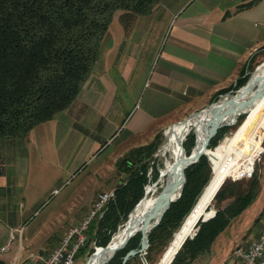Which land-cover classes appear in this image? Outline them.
I'll return each instance as SVG.
<instances>
[{
	"label": "crops",
	"instance_id": "1",
	"mask_svg": "<svg viewBox=\"0 0 264 264\" xmlns=\"http://www.w3.org/2000/svg\"><path fill=\"white\" fill-rule=\"evenodd\" d=\"M250 1L161 0L148 15L116 12L72 104L26 138H0V249L27 223V209L42 199L36 190L38 183L45 184L48 168L54 162L65 168L66 143L84 145L79 160L98 157L104 146L93 139L92 129L99 121L100 131L107 129L109 141L120 149L114 157H125L211 104L237 83L252 60H264V0L239 10ZM151 49L163 50L155 69L141 62ZM135 90L141 103L119 124V93L133 98Z\"/></svg>",
	"mask_w": 264,
	"mask_h": 264
},
{
	"label": "trees",
	"instance_id": "2",
	"mask_svg": "<svg viewBox=\"0 0 264 264\" xmlns=\"http://www.w3.org/2000/svg\"><path fill=\"white\" fill-rule=\"evenodd\" d=\"M260 1L251 0L239 10L250 9ZM160 2L161 0H0V138H26L37 126L54 119L67 109L77 98L81 82L89 75L115 13L128 11L139 16L148 15ZM246 72L245 68L237 81L238 90L247 84L249 77H245ZM252 114L253 112L246 114V122L245 119L242 121L241 116L236 120V133L245 130ZM263 127L264 120L252 138L256 157L260 150L254 164L263 152V139L260 144L258 142ZM207 129L200 127L196 131L198 143L201 133ZM228 130L229 128L219 129L216 137L207 143L212 135L210 133L203 141V147L206 144L214 147ZM160 137L158 135L148 146L136 148L118 161L117 167L126 177L115 189V198L109 203L103 216L97 218L95 234L87 237V242L81 249L88 251L89 256L95 252L94 248H90L92 242L96 247H106L145 196L149 184V169ZM183 146L184 153L187 152L185 155H190L195 146L192 133ZM214 154V150L207 152L211 161ZM259 171L257 169L249 180H224L214 197L216 216L208 222L200 220L199 230L191 240L189 237L195 233V224L210 211L206 210L197 219L172 264L191 263L203 249L213 244L231 220L249 207L261 191ZM152 175L154 181L160 177L155 163ZM185 175L187 182L181 197L171 205L160 224L149 233V248L145 255L149 264L156 263L152 253L163 250L169 244L184 219L191 214L205 186L209 185L212 178L211 163L206 156H202L197 163L186 169ZM227 202L228 205L224 207L223 204ZM207 230L209 234L205 238L204 232ZM141 238V233L135 235L106 264H141L138 255L124 263V258L130 251L140 249Z\"/></svg>",
	"mask_w": 264,
	"mask_h": 264
},
{
	"label": "rangeland",
	"instance_id": "3",
	"mask_svg": "<svg viewBox=\"0 0 264 264\" xmlns=\"http://www.w3.org/2000/svg\"><path fill=\"white\" fill-rule=\"evenodd\" d=\"M162 49L159 51H153L151 49L149 52L150 57H146V54H144L141 58L144 67L149 62L150 65L153 64V69H155L158 62L162 59ZM262 56H264V52L262 53ZM263 62L264 60L261 58H257L255 61L252 60L246 67L247 72L245 77L247 76L250 79ZM136 84L138 87L141 85L140 82H136ZM238 86L239 85L235 83L230 88L221 91V93L213 99L211 104L219 102L227 95H235L238 91ZM134 94L135 97L132 98L122 97L119 93L117 104L119 112H122L118 117L120 120L119 124H122L126 114L136 102H139V104L141 103L142 97H137V90H135ZM252 112L253 114L251 115L250 122L242 133H236L238 126L237 121L233 123L234 125L231 124L230 126L219 127L215 130L218 132L219 129L221 131V129L229 128L222 140L220 139L214 147H208V150L215 151L214 157L211 161V166L213 167L214 172L211 176L210 185H208L206 191L198 199L191 214L184 219L180 228L174 233L169 244L163 248V250H155L152 253L154 260H157L155 264H170L185 240H187L186 238L197 219L202 216L206 210H209L210 212L216 210L214 192L223 180L230 179L231 181L236 182V180H233L232 176L238 177L241 176L242 172H248L251 170L252 163L254 164L255 158L258 157H256V151L252 145V138L257 128L264 120V102L260 103L257 109ZM241 117L242 121L245 119L246 122L247 115H242ZM99 125V121L93 125L92 131L93 134H96L93 139L99 143L100 146H104V149L98 154V157H81L79 160V155L81 154L80 151L83 150L84 145L81 143V145L77 146L76 141L72 144L66 143L65 168L63 170L59 169L60 167L57 168L55 162L51 168H48L49 171H46V173H49V175L46 178L45 184L40 185V183H38L40 187L36 190L38 195L43 193L42 199L38 200L33 208L30 207L27 209L29 219L26 221L27 223L25 225L19 227L20 229L15 231V240L12 244L11 250L6 253L0 252V264H7L8 258H13L12 261H14L19 253V260H22L23 258L26 259L30 253L41 257H47L49 253H51L50 247L55 244L58 238L62 241L63 237L70 229L78 227L90 215L94 202L99 194L115 190L122 180L125 179L126 175L119 171L117 163L126 154H123L122 157H114V154L120 150L117 149V142L111 144L114 139L111 140V142L109 141V137L107 136L110 132L107 131V129L100 131ZM208 126L211 125H207V127ZM200 127L191 130L189 133L194 135L195 141V130L198 131ZM165 130L159 132V135L161 136L158 141L159 146L153 156L154 159L151 162V168L149 169V184L147 187H154L155 191L152 193L153 195H156L160 191L161 186L164 183V181L159 178L154 181L152 172L155 163L156 168L160 173L161 159L159 158V151L166 140L164 135ZM187 138L185 142L187 141ZM261 140L263 153L255 162L253 172L254 175L257 169L260 170L261 191L259 195L248 208H246L239 216L231 220L229 225L218 235L210 247L203 249L191 263L183 262V264H234L237 260L234 255L235 250L239 247L243 249H246V247L248 248L250 245L249 242L256 238L260 233V225L264 221V127L258 136L259 144ZM107 142L108 144L105 145ZM39 173L40 172H38V175ZM45 185L48 186L44 187ZM56 189L59 190L58 194H54ZM38 197L40 198V196ZM223 205L225 207L228 205V202ZM202 219L203 218H200L195 224V232ZM96 223L97 218L93 220L92 225L89 227L87 234L88 238L90 237V234H95L94 227ZM208 234V230L204 232L205 238ZM90 248H94L95 251V248L100 247H96L95 243L92 242ZM148 248L144 251V256L147 254ZM89 257L88 251L84 249L81 250L77 255L76 264H87ZM140 262L143 264L141 258Z\"/></svg>",
	"mask_w": 264,
	"mask_h": 264
},
{
	"label": "bare ground",
	"instance_id": "4",
	"mask_svg": "<svg viewBox=\"0 0 264 264\" xmlns=\"http://www.w3.org/2000/svg\"><path fill=\"white\" fill-rule=\"evenodd\" d=\"M263 79L264 66L260 65L252 75L251 81L239 90V94L234 95V97H238L239 95V98L233 99L232 96H225L219 102L214 103L211 108L204 109L205 111L199 115L191 116L165 130L164 135L166 140L159 151V158L161 159L160 174L163 175L160 180H163L164 183L156 195L152 194L155 191L154 187L148 186L146 188V196L140 200L130 213V223L134 230L141 229L149 220V226L151 227L155 221L158 220V217L154 216L157 205L162 201V197L169 191L175 179L179 177L182 180V174L180 172L176 174V167L186 157L183 145L191 130L200 126H202L203 129L208 128L201 133L199 138V144L202 145L203 141L207 139L210 133H215V130L221 127V125L231 124L240 116L249 114L257 109L260 103L264 102V90L258 94L256 99L253 97L256 96L258 91L257 88ZM207 125L213 126L206 127ZM259 154L260 150H258L257 156ZM252 166L251 170L253 168ZM178 193L179 190L175 193L176 196ZM126 228L127 225H123L118 230V232L112 237L110 241L111 244L119 243L123 240L126 235ZM93 254L94 257L91 259L90 264H101L109 257L105 256L103 253L99 254L97 250H95Z\"/></svg>",
	"mask_w": 264,
	"mask_h": 264
},
{
	"label": "built area",
	"instance_id": "5",
	"mask_svg": "<svg viewBox=\"0 0 264 264\" xmlns=\"http://www.w3.org/2000/svg\"><path fill=\"white\" fill-rule=\"evenodd\" d=\"M254 166L255 164L252 166V171H244L238 177L232 176L233 180L239 181L251 178ZM58 193L59 190L54 192V194ZM114 198L115 190L99 194L90 215L78 227L70 229L63 237L60 245L47 257L31 254L29 259L23 261L19 260V253L11 264H76L77 255L87 242V232L93 220L103 216L107 206ZM14 240L15 233L13 232L11 233L9 242L1 247L0 251L4 253L11 250ZM234 255L239 264H264V223L258 239L253 241L246 249L237 248Z\"/></svg>",
	"mask_w": 264,
	"mask_h": 264
},
{
	"label": "water",
	"instance_id": "6",
	"mask_svg": "<svg viewBox=\"0 0 264 264\" xmlns=\"http://www.w3.org/2000/svg\"><path fill=\"white\" fill-rule=\"evenodd\" d=\"M262 66H264V62L261 64ZM252 78V76H251ZM251 78L249 79L248 83L251 81ZM247 83V84H248ZM246 84V85H247ZM258 91H257V94L255 97L258 96L259 93L263 92L264 90V79L263 81L260 83V85L258 86ZM236 94H239V90L236 92ZM235 94V95H236ZM227 96H232L233 99H237L239 98V95L238 97H234V95H227ZM213 106V104H211L210 106H208L207 108H211ZM205 108V109H207ZM203 111H205L204 109L198 111V112H195L193 113L192 115H190L189 117L191 116H197L199 115L200 113H202ZM187 117V118H189ZM186 118V119H187ZM184 119V120H186ZM183 120V121H184ZM180 123V122H179ZM234 125V124H232ZM224 126H230L229 124H225V125H221V128L224 127ZM195 133H196V130H195ZM217 131H215L214 134L210 135L209 138L207 139V143L216 135ZM208 146L206 144L205 147H203V144L200 145L198 143V138H197V135H196V141H195V146L194 148L192 149L190 155H187L184 160L176 167V174L178 172H180L182 174V180L181 178L177 177L173 183V185L171 186V188L169 189V191L162 197V201L159 202V204L157 205L156 207V210H155V217H158V220L155 221V223L150 227L149 226V222L150 220L148 221V225L146 224L144 227H142L141 229H138V230H134L133 229V226L132 224L130 223V215L128 217V220L127 222L125 223V225H127V228H126V235L124 236L123 240L119 243H114V244H111V242L106 246V247H101V248H95V250H97V252L99 254L103 253L105 256H109L107 260H104L101 264H106L108 263L116 254L117 251L123 249L127 243L130 241L131 238H133L135 235H137L138 233H141L142 234V238H141V243H140V249H136V250H132L128 253V255L124 258V263H126L131 257H134V256H139L141 258V261L143 262V264H149L146 257L144 256V251L148 248V245H149V233H151V231L153 229H155L161 222V220L163 219V216L165 215V213L170 209L171 205L176 202L182 195V191L185 187V184L187 182V178H186V175H185V171L186 169H188L190 166L194 165L195 163H197L199 161V159L202 157V156H206L207 159L209 160V162L211 163V160H210V157L207 155V152H208ZM186 152V151H185ZM187 154V153H186ZM214 172V169L212 167V173ZM163 177L162 174H160V177L159 179H161ZM181 181V183H180ZM210 182L211 180L208 182V184L210 185ZM224 183V181L219 185V187L217 188L215 194H214V197L217 195L219 189L221 188L222 184ZM182 184V185H181ZM207 184V185H208ZM180 186V187H179ZM208 188V186L203 189L201 195H203V193L206 191V189ZM177 190H179V193L178 195L176 196V192ZM147 192H145V196H146ZM200 195V196H201ZM200 198V197H199ZM196 205V204H195ZM194 205V206H195ZM194 208V207H193ZM192 208V210H193ZM191 210V211H192ZM207 216H204L203 219H202V222H208L209 220L213 219L215 216H216V210L213 211V212H210V213H207L206 214ZM150 227V228H149ZM149 228V230H148ZM148 230V231H147ZM199 230V227H197L196 229V232L189 237V239H194V237L196 236L197 232ZM188 239V238H187ZM187 241V240H186ZM185 241V242H186ZM185 242L183 243V245L185 244ZM183 245L181 246V248L183 247ZM181 248L179 249V251L181 250ZM99 250V251H98ZM179 251L177 252V254L179 253ZM94 257V254H92L87 262V264H90L91 263V259ZM176 257V256H175ZM175 257L173 258V260L171 261L170 264L173 263Z\"/></svg>",
	"mask_w": 264,
	"mask_h": 264
}]
</instances>
